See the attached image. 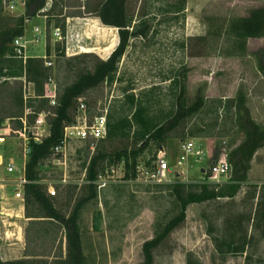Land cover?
<instances>
[{
  "label": "rangeland",
  "instance_id": "1",
  "mask_svg": "<svg viewBox=\"0 0 264 264\" xmlns=\"http://www.w3.org/2000/svg\"><path fill=\"white\" fill-rule=\"evenodd\" d=\"M55 1L61 2L48 0V8ZM102 1L64 0L63 13L60 6L54 15L39 14L30 22H25L28 37H40L38 42L30 44L27 54L50 57L49 60L53 62L50 76L54 78L58 93L77 77V69L70 68L67 58L90 52L97 58L107 59L119 43L118 28L104 25L96 13L90 12L96 10ZM183 1L126 0L127 15L134 19V23L146 21L148 34L130 39V45L119 62L117 76L121 79L89 90L70 112L76 120L83 113L79 107L84 102L88 120L92 121L97 114L119 105L123 88L129 86L135 88L136 94L152 89L144 97L150 100L152 113L161 115L170 109L171 102L176 98L169 90L170 81L166 78L186 66L189 101L193 102L200 94L204 96L206 104L188 118L183 127L171 133L164 147L171 151L172 164L177 162L181 142L185 139H193L197 146L205 148L209 158L203 164H184L185 167H178L179 175L172 176L174 182L184 180L196 184L206 180V175L201 172L202 166L208 169L220 158L230 161V152L243 141V136L232 126L231 116L217 111L215 99L225 100L242 91L254 119L264 123V73L258 67L260 58H264V37L250 38L245 55H230V43L225 36L209 34L208 17L222 21L248 15L253 8L264 7V0H186L184 15L170 11L174 4ZM23 13L24 8L20 6L12 13L4 12L13 16ZM218 20H214L212 26ZM63 21L66 29H60L64 37L58 38L56 24ZM34 26L43 30L38 36L33 30ZM48 45L50 54H47ZM58 46L64 48V57L60 56ZM72 63L74 65L75 62ZM88 66L92 68L93 63H88ZM3 80H0V118H4V122L0 126V137L5 139L0 143V154L4 159V164L0 165V210L3 209L5 213L0 214V255L3 260L36 258L28 260L37 261L34 264H62L67 255L66 230L56 221L45 218L30 221L26 216V204L23 206L13 198V185L7 181L10 176L7 175L6 166L10 158L13 157L18 167L22 168L26 160L24 138L28 142L38 131L35 127L38 117L35 109L40 99H33L36 97L34 84L25 78ZM48 87H52L51 84H45V91ZM20 88L25 104L23 117L29 114L25 122L21 120L22 125L17 117L12 116L21 112L15 102ZM55 106L48 103L43 110L48 122L49 117L55 115ZM34 114V120L30 119L29 116ZM198 128H202L203 134L192 136L191 132H198ZM98 143L99 140L74 141L66 164L60 163L58 156L52 154L41 166L42 178L38 182L66 214L71 212L77 199L87 194L83 178ZM158 150L151 144L141 155L140 160L145 165L139 173V182L119 177L124 173L123 161L106 162L101 174H104L107 185L101 189L98 187V198L83 208L80 218L86 264H140L143 260V243L154 236L157 222H165L177 213V204L168 186L171 182L148 179L144 172L156 168ZM149 160H152L151 165L146 164ZM111 165L117 167L115 176L106 173ZM183 170L186 174L182 173ZM225 180L219 183V188L235 183L233 172ZM51 185L53 188H50ZM263 185L264 146L254 154L248 180L241 184L234 197L187 206L185 221L156 250L155 264H188L189 253H192L193 264H264V233L255 213ZM242 215L251 216V220L245 219L242 226L249 237L246 252L218 253L213 235H228L237 231L233 224L227 228L225 219H236Z\"/></svg>",
  "mask_w": 264,
  "mask_h": 264
},
{
  "label": "trees",
  "instance_id": "2",
  "mask_svg": "<svg viewBox=\"0 0 264 264\" xmlns=\"http://www.w3.org/2000/svg\"><path fill=\"white\" fill-rule=\"evenodd\" d=\"M64 0L55 1L51 7L43 12L46 0H26L25 13L19 16L4 14L2 0H0V80L9 81L10 78H25L32 82L35 87L36 97L40 104L36 112H41L48 105L49 100L44 97L45 84L50 77V67L45 65L41 56H29L26 62L22 57L16 56L14 39L25 33L26 16H37L39 14L54 15L61 6L63 13ZM186 0L181 4H174L170 9L176 15L185 14ZM96 13L104 25L118 28L119 43L107 59L97 58L90 52H85L67 58L70 68L77 69V77L71 83L63 86L58 93V104L53 107L55 115L49 117L50 134L43 141L38 142L33 138L30 140V153L26 163V175L31 180L25 186L26 216L30 221L45 220L56 221L66 230L67 255L62 264H86L87 256L83 247L80 218L83 208L99 196L98 184L84 183L87 194L81 196L75 202L69 214L58 208L53 198L46 192L44 186L38 182L41 176V166L49 156L53 154V148L60 143L63 137L64 126L75 121V116L70 110L76 106L79 98L89 90L103 83L113 84L121 79L118 77L119 62L130 45V39L147 36L149 26L146 21L134 23V19L127 15L126 0H103ZM210 28L209 34L214 36H225L230 43V55H245L250 38L264 37V7L253 8L248 15L236 16L231 19L208 17ZM218 20L212 26V22ZM212 26V28H211ZM56 27L66 29V24H56ZM60 56H65L64 48L58 46ZM51 48L47 46V54ZM96 58V60H94ZM72 62H75L74 65ZM93 63L92 68L88 63ZM71 63V64H70ZM75 66V67H72ZM259 70L264 73V58L259 61ZM188 69L182 66L175 75L169 76V90L176 95L171 102L170 109L161 115L152 113V105L144 96L149 90H141L139 94L134 92V87L123 88V98L119 105H113L107 113V136L99 139L97 148L86 165V179L95 181L99 174L105 170L106 162L124 163V179L135 180L137 178V165L145 150L154 144L156 148L165 146L172 132L183 127L188 118L197 114L206 104L204 96L198 94L193 102L189 101L187 95ZM24 95L22 89L15 96V102L21 112L17 117L22 125L21 117L24 116ZM217 111L226 112L230 115L232 126L243 136V141L229 154V160L233 166V181L226 187L219 188L220 184L208 182L176 181L168 184L178 211L167 221H158L155 234L146 240L142 246L143 260L140 264H155L158 250L169 238L171 233L177 229L186 219L187 206L191 203H201L216 200L222 197H234L240 190L241 184L248 180V172L251 169V161L258 149L264 146V123L257 122L251 114L247 105L246 95L239 91L235 97L225 100L217 98ZM31 105V104H30ZM29 115V114H28ZM28 117V116H27ZM34 120L36 114L30 115ZM4 118H0V126ZM202 128L198 132H191L192 136L203 134ZM115 143L119 145L115 146ZM152 160L146 161L151 165ZM257 186L253 197H257ZM256 216L260 221L264 233V185L258 195L256 203ZM251 220V216H238L236 219L226 218L225 225H235L237 231L228 235H213L215 248L220 254H242L246 252L249 244L248 233L243 229V221ZM36 258H21L14 260H3L0 255V264H34ZM192 253L188 254L187 263L193 264Z\"/></svg>",
  "mask_w": 264,
  "mask_h": 264
},
{
  "label": "built area",
  "instance_id": "3",
  "mask_svg": "<svg viewBox=\"0 0 264 264\" xmlns=\"http://www.w3.org/2000/svg\"><path fill=\"white\" fill-rule=\"evenodd\" d=\"M24 8L25 13V6H26V0H2V6L3 10L6 13H12L14 12L18 6ZM49 2L46 0V6L42 9L43 12H46L48 10ZM23 13V14H24ZM31 18L33 16H26L25 20L26 22H30ZM33 30L35 32V35L38 36L40 33H42L43 30L40 29L39 26H34ZM56 35L58 38L64 37L62 35V30L60 27H56L55 30ZM40 40V37H34L30 39L26 33L23 35H20L14 39V46L16 51V56L22 57L23 61L26 62L27 58L29 57L27 52L28 48L30 47L31 43L38 42ZM50 56V55H49ZM44 58V63L46 66L50 67L52 65V61L49 60L50 57L47 55L41 56ZM33 84L32 82H30ZM51 84L52 87H48V89L45 91L44 97L49 100V103L52 105L58 104V88L56 83L54 82V78L52 76L49 77V79L46 82V85L49 86ZM53 88V89H52ZM80 110L83 111L82 115H80L74 122L67 123L64 126V132L62 140L59 144H57L53 148V154L58 156L60 163L66 164L68 160V154L70 147L74 141L80 140V141H88V140H99L102 138H105L107 136V129H108V119H107V113L108 110L105 112H101L94 116L92 121L88 120L87 112H86V104L84 102H81ZM27 115L24 117H21L22 121L24 122L27 120ZM38 117L36 118V128L38 131L34 132V137L31 136V138H34L35 141L41 142L44 138L49 136L50 134V122L46 120V113L44 111L38 112ZM26 119V120H25ZM5 138L0 137V143L3 142ZM26 142L24 143V156H25V162L22 168H19L16 164L13 157L10 158L7 166L6 171L7 175L10 176V178L7 180L13 185V198L19 202V204L25 205V186L26 184L30 183L31 180L26 175V163L27 159L29 157L30 153V139L27 142V138H24ZM1 160L0 165L4 164L3 155L0 154ZM172 157L171 151L166 149L164 146L160 147L158 150V154L156 157V168L148 171L147 169L144 170V172L147 175L148 179H156L158 182H174L172 179V176L175 177L179 175L178 167H182L184 164L191 163L192 166L197 164H203L205 160L209 158L208 152L205 150V148H202L201 146H197V144L194 142L193 139H185L181 142V150L180 154L177 157V162L175 164H172L170 161V158ZM143 161H139L137 165V178L135 181L139 182V173L141 172V169L143 168ZM184 165V167H185ZM189 165V164H188ZM201 172L204 173L206 176V180H203L208 183H215L219 184L223 181H226V177H231L233 172V167L230 161L224 158H220L217 162L213 163L209 166L208 169H205V166H202ZM106 173L109 176H115L117 173V167L114 165H111L110 168L106 171ZM181 173V172H180ZM182 173L186 174V171H182ZM125 173L123 175H119L120 178H124ZM171 176V177H170ZM170 177V178H169ZM63 181L66 182V179ZM148 181V180H147ZM183 182H188L184 180H180ZM201 181V182H203ZM84 183H96L98 184L99 189L105 187L107 185V180L104 178V174H99L98 179L95 181H90L86 179V176L83 178ZM50 188H53L51 185ZM3 207V206H2ZM5 211L0 210V214L3 215Z\"/></svg>",
  "mask_w": 264,
  "mask_h": 264
},
{
  "label": "crops",
  "instance_id": "4",
  "mask_svg": "<svg viewBox=\"0 0 264 264\" xmlns=\"http://www.w3.org/2000/svg\"><path fill=\"white\" fill-rule=\"evenodd\" d=\"M2 258V257H1Z\"/></svg>",
  "mask_w": 264,
  "mask_h": 264
}]
</instances>
